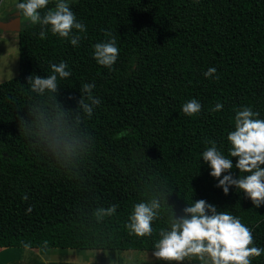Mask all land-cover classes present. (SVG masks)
I'll return each instance as SVG.
<instances>
[{
	"label": "trees",
	"instance_id": "obj_1",
	"mask_svg": "<svg viewBox=\"0 0 264 264\" xmlns=\"http://www.w3.org/2000/svg\"><path fill=\"white\" fill-rule=\"evenodd\" d=\"M68 3L86 29L73 30L78 45L50 28L42 39L41 25L27 24L18 32L19 72L0 82V247L154 251L160 229L203 199L239 218L251 246L264 248V204L235 186L225 195L202 158L215 142L234 165L223 175H246L227 135L244 107L264 119V0ZM54 7L50 0L41 15ZM113 37L120 51L109 69L93 52ZM62 61L71 75L58 77L57 92H33L28 78L50 76ZM85 84L100 100L91 117L78 103L82 95L89 102ZM192 99L202 107L188 116L182 107ZM217 103L223 108L211 111ZM154 198L152 235L131 234L134 205ZM251 264H264V253Z\"/></svg>",
	"mask_w": 264,
	"mask_h": 264
},
{
	"label": "clouds",
	"instance_id": "obj_2",
	"mask_svg": "<svg viewBox=\"0 0 264 264\" xmlns=\"http://www.w3.org/2000/svg\"><path fill=\"white\" fill-rule=\"evenodd\" d=\"M49 3L50 0H24L17 3L16 8L32 25H41L42 39L46 35L43 29L50 28L53 35L70 38L71 44L77 46L80 37L74 35L73 30L82 33L86 30L85 25L77 21L68 0H55V7L41 15V10L46 9ZM106 35L111 36V33ZM119 51L113 37L108 42L96 43L93 57L99 65L111 69L117 61ZM67 67L62 61L58 65H52L53 74L50 76H30L28 83L31 90L41 95L46 91L57 92L58 77L64 79L71 75L66 70ZM216 71L214 67L209 68L204 76L212 77ZM94 87V84L83 85L82 93L87 94L86 99L89 102H85L84 95L78 102L89 117L93 113V107L100 104V100L92 96ZM201 107L196 99H192L183 105L182 111L188 116H193L201 111ZM222 108L223 105L217 103L211 111L218 112ZM258 116L259 113L253 112L250 107L238 110L235 115V130L227 135L231 145L229 155L231 158H237L235 168L246 175H240L239 178H233L231 174L223 175L230 173L234 165L232 159L217 149L215 142L202 153L203 161L211 168L210 175L219 181L217 187L222 188L227 195L229 188L235 186L255 207L264 204V119L255 118ZM23 199L27 200V195ZM160 208L161 204L155 198L149 202L135 204L126 225L130 233L137 237L151 236L152 223L157 219ZM32 210L30 206L27 212L31 213ZM115 212L116 206L113 205L107 209H98L94 215L97 220H101ZM183 212L184 215L179 218L172 217L169 229H160V238L153 253L157 260L167 264H183L186 260H198L200 264H251V258L264 253V248L251 246L254 242L252 230L227 211L218 212L214 205L201 199L189 204Z\"/></svg>",
	"mask_w": 264,
	"mask_h": 264
},
{
	"label": "rangeland",
	"instance_id": "obj_3",
	"mask_svg": "<svg viewBox=\"0 0 264 264\" xmlns=\"http://www.w3.org/2000/svg\"><path fill=\"white\" fill-rule=\"evenodd\" d=\"M18 0H0V23L4 20L19 17L20 23L17 28V21L13 29H0V82L16 76L19 72V48L18 32L20 28L29 21L19 14L16 8ZM13 16L15 18H13ZM15 255H25L23 248L12 247ZM43 253L57 255L54 258H69L74 262L65 264H167L157 260L153 255L154 251L147 250H117V249H82V248H46ZM59 255V256H58ZM70 255V256H69ZM58 264V263H57ZM183 264H188L183 262Z\"/></svg>",
	"mask_w": 264,
	"mask_h": 264
},
{
	"label": "crops",
	"instance_id": "obj_4",
	"mask_svg": "<svg viewBox=\"0 0 264 264\" xmlns=\"http://www.w3.org/2000/svg\"><path fill=\"white\" fill-rule=\"evenodd\" d=\"M13 18L15 17L13 16ZM16 20L19 21L20 23L19 17L10 20H4L2 21V23L12 24V27L14 28L16 27L14 26ZM17 248H23L26 254L15 255V253L11 251L12 247H0V264H57V263L65 264V263L73 262L70 258L68 262V259L66 258L65 255H62L64 258L57 257L55 259L54 257L57 255L46 253V251H44L43 253L41 251L42 249L40 248H27V247H17Z\"/></svg>",
	"mask_w": 264,
	"mask_h": 264
},
{
	"label": "water",
	"instance_id": "obj_5",
	"mask_svg": "<svg viewBox=\"0 0 264 264\" xmlns=\"http://www.w3.org/2000/svg\"><path fill=\"white\" fill-rule=\"evenodd\" d=\"M16 24L18 25L17 28H19V21H17ZM12 28H13L12 27V24H8V23H2V24H0V29H12Z\"/></svg>",
	"mask_w": 264,
	"mask_h": 264
}]
</instances>
